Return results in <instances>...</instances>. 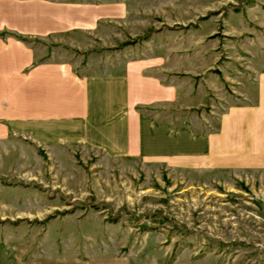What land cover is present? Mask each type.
Wrapping results in <instances>:
<instances>
[{
	"label": "rangeland",
	"instance_id": "rangeland-1",
	"mask_svg": "<svg viewBox=\"0 0 264 264\" xmlns=\"http://www.w3.org/2000/svg\"><path fill=\"white\" fill-rule=\"evenodd\" d=\"M49 1L96 14L56 50L94 69L144 63L162 82L194 86L200 117H218L264 70V0ZM0 264H264V168L214 181L10 134Z\"/></svg>",
	"mask_w": 264,
	"mask_h": 264
},
{
	"label": "crops",
	"instance_id": "crops-1",
	"mask_svg": "<svg viewBox=\"0 0 264 264\" xmlns=\"http://www.w3.org/2000/svg\"><path fill=\"white\" fill-rule=\"evenodd\" d=\"M69 11L49 0H0V139L91 148L214 181L264 168V70L218 117H200L194 86L162 82L144 63L94 69L56 50L71 44L76 23L96 21Z\"/></svg>",
	"mask_w": 264,
	"mask_h": 264
}]
</instances>
